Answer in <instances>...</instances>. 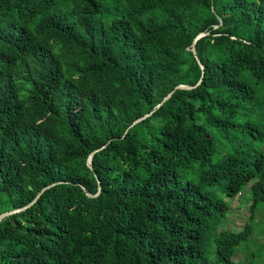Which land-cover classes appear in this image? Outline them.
<instances>
[{"label": "trees", "instance_id": "trees-1", "mask_svg": "<svg viewBox=\"0 0 264 264\" xmlns=\"http://www.w3.org/2000/svg\"><path fill=\"white\" fill-rule=\"evenodd\" d=\"M16 209L0 264H264V0H0Z\"/></svg>", "mask_w": 264, "mask_h": 264}, {"label": "rangeland", "instance_id": "rangeland-1", "mask_svg": "<svg viewBox=\"0 0 264 264\" xmlns=\"http://www.w3.org/2000/svg\"><path fill=\"white\" fill-rule=\"evenodd\" d=\"M248 204L249 203H243L239 198H236L231 201V212L228 216L229 222L226 225L228 229L232 230H238L242 227V221L247 220L249 216L248 212ZM260 225H263L260 223ZM258 230V229H256ZM253 240H255L254 243ZM253 240L251 242H248V247L245 246V244H242L240 246L239 250H243L242 254L244 256L245 253H258L259 250V244L258 243H263L264 236H256L255 233L253 235ZM238 254V255H237ZM236 255L233 256V258L241 259V254L237 252ZM262 257H264V250L261 253ZM251 256V255H250ZM257 257H260V255H256Z\"/></svg>", "mask_w": 264, "mask_h": 264}, {"label": "water", "instance_id": "water-1", "mask_svg": "<svg viewBox=\"0 0 264 264\" xmlns=\"http://www.w3.org/2000/svg\"><path fill=\"white\" fill-rule=\"evenodd\" d=\"M202 66V65H201ZM181 87H190V86H188V85H181ZM170 95V94H169ZM166 98V97H165ZM148 115V114H147ZM139 120V119H138ZM138 120H136V121H138ZM49 187V186H48ZM45 189V188H44ZM44 189H42V191L44 190ZM41 191V192H42ZM41 192L37 195V197L41 194ZM89 194V193H88ZM90 195V194H89ZM18 209H16V210H9V211H5V212H2L1 214H0V220L5 216V215H7V214H10V213H12V212H15V211H17Z\"/></svg>", "mask_w": 264, "mask_h": 264}]
</instances>
